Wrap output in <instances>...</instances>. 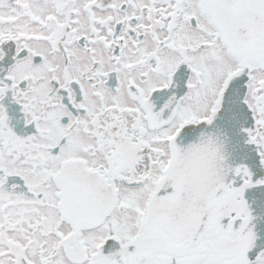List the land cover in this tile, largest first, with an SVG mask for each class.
I'll list each match as a JSON object with an SVG mask.
<instances>
[{
    "label": "snow or ice",
    "instance_id": "1",
    "mask_svg": "<svg viewBox=\"0 0 264 264\" xmlns=\"http://www.w3.org/2000/svg\"><path fill=\"white\" fill-rule=\"evenodd\" d=\"M0 264H264V0H0Z\"/></svg>",
    "mask_w": 264,
    "mask_h": 264
}]
</instances>
